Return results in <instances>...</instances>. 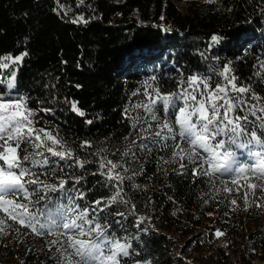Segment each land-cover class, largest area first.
Masks as SVG:
<instances>
[{"label": "snow or ice", "instance_id": "1", "mask_svg": "<svg viewBox=\"0 0 264 264\" xmlns=\"http://www.w3.org/2000/svg\"><path fill=\"white\" fill-rule=\"evenodd\" d=\"M84 3L79 0L76 7ZM54 4L57 16H68L71 7L61 0ZM256 9L264 14V0H256ZM68 22L87 25L90 19L78 13ZM224 38L212 34L207 50L199 53L216 61L207 71L177 69L180 78L171 88L154 73L134 89L122 113L128 134L118 142L108 136L77 143L61 135L58 125L37 120L39 113L52 115L54 109L31 106L30 94L19 91V71L30 53L0 54V244L20 235L39 237L51 264H154L150 258L135 259L141 251L134 247L155 227L153 198L136 201L137 193L147 191L137 179L147 176L149 163L158 173L187 178L197 187L203 183L198 199L223 206V216L264 212V54H254L253 71L242 77L236 63L246 62L247 49L235 60L208 55ZM44 87L50 102L62 101L86 125L100 119L90 117L80 101L59 96L55 83ZM88 176L99 177L93 188L109 194L88 200L93 191ZM129 217L134 231L128 229ZM212 235L225 232L216 229Z\"/></svg>", "mask_w": 264, "mask_h": 264}, {"label": "trees", "instance_id": "2", "mask_svg": "<svg viewBox=\"0 0 264 264\" xmlns=\"http://www.w3.org/2000/svg\"><path fill=\"white\" fill-rule=\"evenodd\" d=\"M61 2L71 7L67 17L53 12L54 0H0V54L30 53L19 71V91L30 94L31 106L53 108L52 115L41 112L36 119L44 117L52 126L58 125L61 135L77 143L79 138L99 142L108 136L118 142L127 135L123 109L129 105L130 93L151 74L160 75L161 84L171 88L180 78L177 69L207 71L216 61L205 60L199 53L207 50L212 34L225 38L209 56L235 60L248 50L246 62L236 63L242 77L253 71L254 54H264V14L257 12L256 0H221L212 5L204 0H184L182 5L176 0H85L80 7H76L79 0ZM78 13L90 22L69 23ZM45 83H55L59 96L80 101L90 117L99 114L100 119L86 125L62 101L50 102ZM77 84L82 87L76 88ZM145 167L147 176L137 183L146 185L147 191L137 193L136 201L153 198L155 227L142 241L134 242L141 251L135 259L150 258L154 264H235L232 253L240 264H264V212L223 216V206L217 209L198 199L203 183L197 187L187 178L158 173L155 163ZM98 179L88 176L87 187L93 188ZM102 194L109 193L95 187L88 200ZM170 196L176 203L169 201ZM111 211L115 215L116 206ZM126 223L134 231L133 218ZM216 229L225 235L215 238ZM44 247L45 241L33 235L5 238L0 244V264H20L21 260L51 264L41 251Z\"/></svg>", "mask_w": 264, "mask_h": 264}, {"label": "rangeland", "instance_id": "3", "mask_svg": "<svg viewBox=\"0 0 264 264\" xmlns=\"http://www.w3.org/2000/svg\"><path fill=\"white\" fill-rule=\"evenodd\" d=\"M183 1H184V0H176V2H177L178 4H180V5L183 4ZM39 116H40V113H39V115H37V117H39ZM231 258H232V260L234 261L235 264H240V262L238 261L237 257L234 256V254H232V253H231Z\"/></svg>", "mask_w": 264, "mask_h": 264}]
</instances>
